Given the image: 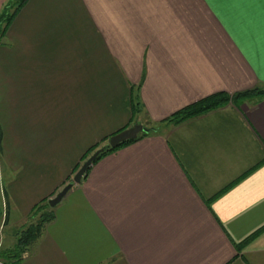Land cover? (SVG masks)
Wrapping results in <instances>:
<instances>
[{
  "label": "crops",
  "instance_id": "0c3cea01",
  "mask_svg": "<svg viewBox=\"0 0 264 264\" xmlns=\"http://www.w3.org/2000/svg\"><path fill=\"white\" fill-rule=\"evenodd\" d=\"M256 87L258 6L27 0L0 36V105L22 107L20 120L0 117V152L6 130L20 139L0 190V264H264V99L163 124ZM134 120L157 130L94 162L15 254L13 229Z\"/></svg>",
  "mask_w": 264,
  "mask_h": 264
},
{
  "label": "trees",
  "instance_id": "16d2710c",
  "mask_svg": "<svg viewBox=\"0 0 264 264\" xmlns=\"http://www.w3.org/2000/svg\"><path fill=\"white\" fill-rule=\"evenodd\" d=\"M26 2L27 0H9L8 1L2 13V16L0 18V36L5 33V31L11 24L16 14L20 11L21 7ZM10 10H12L11 13H9ZM4 23L5 25L2 28L1 24H4ZM231 98L232 97H230V95L226 93H216V94L210 95L196 103H193L181 109L180 111L172 115L169 121L171 122V124L178 126L186 121L201 117L203 115L208 114L209 112H212V111H215L217 109L227 106L229 102L231 101ZM240 98H251L254 100V102L263 100L264 99V88L261 89L260 87H257L251 90L241 92L238 95L233 96L232 99L237 100ZM166 121L168 122V119ZM151 133L153 132H150L147 134L143 133L142 135H139L135 140L129 141L123 144L122 146L135 142L139 140L142 136H148ZM120 147L113 149V148H110V146H106L105 148H102L103 151L98 155V157L96 158L94 162L100 160L103 156L111 152H115ZM53 219H54L53 214L44 215L43 219H41L37 225H32L23 233L22 237L19 239V246H24V244L26 246L27 244H30L33 241H35L37 238H39V236L42 233L44 225L52 221Z\"/></svg>",
  "mask_w": 264,
  "mask_h": 264
},
{
  "label": "rangeland",
  "instance_id": "374dc122",
  "mask_svg": "<svg viewBox=\"0 0 264 264\" xmlns=\"http://www.w3.org/2000/svg\"><path fill=\"white\" fill-rule=\"evenodd\" d=\"M12 10H10L9 13H11ZM2 25V28L4 27L5 23L4 24H1ZM257 88V87H256ZM261 89H263L264 87H260ZM254 89V88H253ZM251 90V89H250ZM244 92V91H243ZM239 93H236V94H233V95H230V97L233 98V96L235 95H238ZM231 98V101L229 102L228 105H234V106H241L242 104L246 103V102H254L253 99L251 98H240V99H237V100H234ZM2 104L4 106H1L0 105V110H1V114H0V117L1 119H3L5 117V121L6 124H7V119H9L10 121H13L14 119H19L20 120V117H21V105H17V106H6L5 103L2 102ZM227 105V106H228ZM134 114H133V117H135V111L137 112L138 108H139V105H135L134 104ZM171 118V117H170ZM169 118V119H170ZM137 118H135L136 120ZM168 119V122L165 121L163 124L164 125H167V126H172L173 124H171V122L169 121ZM134 120V121H135ZM131 121L132 123H130L126 128H124L122 131L126 130V129H129L131 128L134 124L136 123H139V124H142L138 121ZM11 124V122L8 123V126ZM161 124V123H159ZM143 125V124H142ZM145 128H148V129H153L151 132H155L157 129L153 127V125L151 124H147L146 126L143 125ZM148 126V127H147ZM175 126V125H173ZM120 132V131H119ZM117 132V133H119ZM5 133V137H4V151L3 152H0V190L3 189L7 183V179L9 180V173L7 172L6 168H5V164L7 163V158L8 159H11V152L13 149L17 148L16 146L18 145V141L20 139L16 138V137H11L10 136V132L7 130L4 132ZM117 133H114V134H111L107 137H105L104 139H102V141L96 145H94L93 147H90L88 149V151L86 153L83 154L82 158H81V161L80 163L77 165V169L74 171V173H72V175L69 177L71 178V180L69 181L68 180V183L65 185L68 186L70 183L74 185H78V184H74L73 182V179L75 177V175L77 174V172L80 170V168L89 160V158H91L97 151H99L100 149L102 148H105L106 146H109V140L110 138L113 136V135H116ZM143 133H141L140 135H142ZM1 142L3 143V140H2V135H1V131H0V148H1ZM8 173V174H7ZM15 179L16 178H20V175H21V170H18V171H15ZM54 178V177H53ZM84 178V177H83ZM63 187V189L65 188ZM73 188V187H72ZM61 189V191L63 190ZM61 191H59L58 193H60ZM57 193V194H58ZM69 193V192H68ZM55 193H53L51 195V197L45 199L43 202H39L37 205H35V207L33 208V211L31 212L30 216H29V221L26 225V223L24 224L25 226L22 228V230H18L17 229H13V234L11 235H16L17 238H21L23 233L29 228L31 227L32 225H37L39 223V221L41 219H43V216L44 215H48V214H53L52 212V209L53 207H51L49 205V200L53 199L56 195H54ZM51 198V199H50ZM65 198V197H64ZM63 198V199H64ZM61 203V202H60ZM37 206V207H36ZM14 216H16V214H14ZM26 217H24L23 219H25ZM26 220V219H25ZM18 230V231H17ZM16 232V233H15ZM15 233V234H14ZM22 246H20L21 248ZM14 252L16 254V251L17 253H19L21 255L22 252H19L18 249H19V245L17 247L14 246Z\"/></svg>",
  "mask_w": 264,
  "mask_h": 264
},
{
  "label": "water",
  "instance_id": "95a60500",
  "mask_svg": "<svg viewBox=\"0 0 264 264\" xmlns=\"http://www.w3.org/2000/svg\"><path fill=\"white\" fill-rule=\"evenodd\" d=\"M153 129L145 128L142 124L136 123L131 128L126 129L122 132L117 133L116 135H113L109 140V146L110 148H118L122 146L123 144L135 140L141 133H150ZM103 151V149H100L97 151L89 160L80 168V170L75 175L73 182L74 184H81L83 177L89 170V168L92 166L98 155ZM73 184H69L66 186L60 193H58L53 199L49 200V205L51 207H56L63 198L68 194V192L72 189Z\"/></svg>",
  "mask_w": 264,
  "mask_h": 264
},
{
  "label": "snow or ice",
  "instance_id": "6c2138e0",
  "mask_svg": "<svg viewBox=\"0 0 264 264\" xmlns=\"http://www.w3.org/2000/svg\"><path fill=\"white\" fill-rule=\"evenodd\" d=\"M224 3L241 11L251 12L259 8L262 52H264V0H224Z\"/></svg>",
  "mask_w": 264,
  "mask_h": 264
}]
</instances>
